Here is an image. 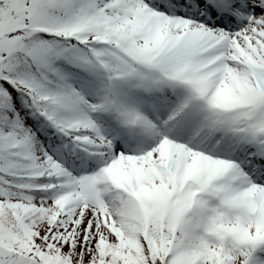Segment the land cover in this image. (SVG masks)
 Here are the masks:
<instances>
[{
	"label": "snow or ice",
	"instance_id": "obj_1",
	"mask_svg": "<svg viewBox=\"0 0 264 264\" xmlns=\"http://www.w3.org/2000/svg\"><path fill=\"white\" fill-rule=\"evenodd\" d=\"M0 264H264V0H0Z\"/></svg>",
	"mask_w": 264,
	"mask_h": 264
}]
</instances>
